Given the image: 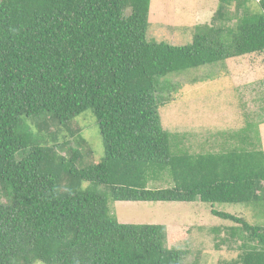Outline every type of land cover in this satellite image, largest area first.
Segmentation results:
<instances>
[{"label": "trees", "instance_id": "16d2710c", "mask_svg": "<svg viewBox=\"0 0 264 264\" xmlns=\"http://www.w3.org/2000/svg\"><path fill=\"white\" fill-rule=\"evenodd\" d=\"M250 4L218 0L211 24L174 46L149 39L150 0H0V264H183L185 253L166 247L165 226L119 223L109 207L118 202L264 211L252 124L228 138L236 144L198 155L164 127L159 111L169 101L157 96L170 76L263 54L264 0L258 10ZM87 110L102 141L97 163L46 145L62 130L88 142L87 117L71 129ZM46 123L56 129L45 136ZM211 215L241 225L213 230L238 236L231 264H264L263 226Z\"/></svg>", "mask_w": 264, "mask_h": 264}, {"label": "rangeland", "instance_id": "374dc122", "mask_svg": "<svg viewBox=\"0 0 264 264\" xmlns=\"http://www.w3.org/2000/svg\"><path fill=\"white\" fill-rule=\"evenodd\" d=\"M259 1L252 0V4L248 5L249 9L258 10L256 5ZM150 2L149 39L174 46L190 44L194 27L205 23L211 24L218 7V0H150ZM232 5L233 7L229 8L230 13L240 15L241 13L235 10V2ZM228 25H235V21ZM183 73L177 77L170 76V87L157 94L158 98L162 97L169 101L159 111L161 122L167 130L178 135L189 134L186 141L188 145L194 147L196 153L203 154L202 149L204 152L215 153L227 148L228 141L232 144L239 142L229 139L232 136L239 139L236 133L244 121L248 120L252 124L250 132L253 136L257 137L259 134L258 146L261 149L258 150L263 151L264 53L259 56L231 58ZM214 75L215 79L212 78ZM86 117L87 127L86 131L84 130L86 136L81 137L87 138L88 142L79 140L77 134L70 135L62 130L56 138H47L46 145L52 146L55 151L67 158L71 151H79L84 162L97 163L98 154H103V147L93 113L87 110L76 117L71 129L77 128L76 125L79 123L75 121ZM33 129L35 130L34 127ZM55 129L56 127L48 126L46 123L41 132L42 135H49L54 133ZM93 151L98 154L95 155ZM165 185L161 183L159 187ZM149 187L158 186L155 184ZM149 205L119 202L109 207L119 223L150 225L160 223L165 226L166 247L185 253L183 264H231L241 254V251L237 250L241 244L238 236L231 240L227 234L230 229H240L241 225L211 215L212 209L243 219L248 225L264 227L263 210L256 212L255 208L246 209L240 205L211 206L199 202L171 206ZM255 213L257 218L254 216ZM216 228L228 232L214 233L213 230ZM221 241L226 242L221 244Z\"/></svg>", "mask_w": 264, "mask_h": 264}, {"label": "clouds", "instance_id": "9594fccd", "mask_svg": "<svg viewBox=\"0 0 264 264\" xmlns=\"http://www.w3.org/2000/svg\"><path fill=\"white\" fill-rule=\"evenodd\" d=\"M151 3V2H150ZM149 12H150V6H149ZM151 15V14H150ZM155 17H157L156 15H155ZM148 22H149V16H148ZM150 25V24H149ZM253 55H261V54H253ZM185 135V133H183V136ZM187 136H189V134H187ZM192 148H194V147H192ZM193 151L196 153V151H195V149H193ZM202 152H203V154H217L218 152H215V153H210V151H203V149H202ZM194 153V154H195ZM196 154H198V155H202L201 153H196ZM119 203V202H118ZM120 204H122V203H120ZM134 204V203H133ZM115 205V204H114ZM118 221V220H117ZM122 224V223H121ZM156 225H160V224H156Z\"/></svg>", "mask_w": 264, "mask_h": 264}, {"label": "crops", "instance_id": "0c3cea01", "mask_svg": "<svg viewBox=\"0 0 264 264\" xmlns=\"http://www.w3.org/2000/svg\"><path fill=\"white\" fill-rule=\"evenodd\" d=\"M250 56H251V55H250ZM262 129L264 130L263 124H262ZM260 132H261V131H260ZM184 136L186 137V140H187V137H188V136H187V133H186ZM261 141H263V139H261ZM189 146L193 147V146L190 145V144H189ZM263 153H264V149H263ZM158 224H160V223H158Z\"/></svg>", "mask_w": 264, "mask_h": 264}]
</instances>
